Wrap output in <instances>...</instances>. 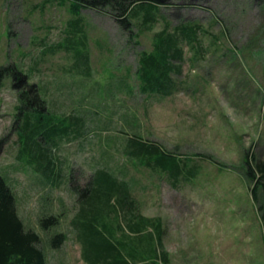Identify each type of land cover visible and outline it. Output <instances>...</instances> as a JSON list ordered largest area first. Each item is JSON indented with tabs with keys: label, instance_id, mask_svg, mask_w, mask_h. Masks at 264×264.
<instances>
[{
	"label": "rangeland",
	"instance_id": "1",
	"mask_svg": "<svg viewBox=\"0 0 264 264\" xmlns=\"http://www.w3.org/2000/svg\"><path fill=\"white\" fill-rule=\"evenodd\" d=\"M71 2L0 0V68L26 76L0 83V174L12 184L25 229L41 236L47 264H88L72 224L73 185L86 186L99 167L126 180L139 213L161 220L169 264H264L262 220L244 175L248 151L264 159V0L162 6L150 25L132 18L130 31ZM181 24L203 27L205 50L182 45L173 95L142 93V52L153 49L155 33ZM37 102L88 123L83 137L52 147L57 165L49 176L28 164L27 152L20 157L19 128ZM132 133L174 153L193 174L172 181L126 156ZM59 174L61 184L52 185ZM48 215L60 221L45 229L40 219ZM60 232L67 240L54 248Z\"/></svg>",
	"mask_w": 264,
	"mask_h": 264
},
{
	"label": "trees",
	"instance_id": "2",
	"mask_svg": "<svg viewBox=\"0 0 264 264\" xmlns=\"http://www.w3.org/2000/svg\"><path fill=\"white\" fill-rule=\"evenodd\" d=\"M71 1L72 10L93 9L106 12L123 29L130 31L134 17L141 16L143 23L150 25L155 22L160 7L196 4L199 0H179L180 3H174L173 0ZM202 30L200 24H181L173 30L167 25L155 33L153 49L150 52H142L136 72L142 93L167 97L178 90L173 75L182 72L181 64L176 63L184 61L182 45H189L193 50H205L200 40ZM9 75L16 81H24L26 77L16 66H3L0 68V83ZM33 88L34 86L30 85V90ZM39 98L37 93L35 102ZM43 102H37V106H31V110L26 112V119L18 134L21 144L20 157L24 151L27 152L28 164L49 176L50 173L55 174L57 165L52 156V147L60 145L64 140L70 142L83 137L87 132L88 123L84 115L76 113L57 117L46 109ZM128 142L132 148L125 151L126 156L153 170L167 172L172 181L180 177L186 179L193 174L176 159L174 153L166 151L159 143L146 141L137 133H132ZM244 163V175L252 185L251 196L258 204L264 235V159H259L248 151ZM48 179L51 184L53 179ZM10 184L8 177L0 174V264H47L42 238L36 231L25 229L18 213L16 194ZM60 184L61 174L52 185ZM73 188L78 196L79 209L72 219V224L82 244V257L85 262L169 264V255L163 247L161 220L148 218L138 212L137 203L126 180H120L106 167H99L94 170L86 186L74 184ZM59 221L60 216L57 215L40 219L45 229L58 224ZM66 240L67 235L60 232L51 239L52 246L59 248Z\"/></svg>",
	"mask_w": 264,
	"mask_h": 264
}]
</instances>
